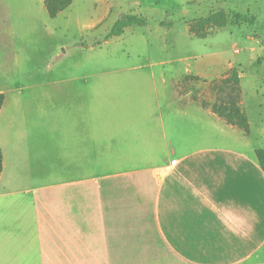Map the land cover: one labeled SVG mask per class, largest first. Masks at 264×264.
Listing matches in <instances>:
<instances>
[{
  "label": "crops",
  "instance_id": "0c3cea01",
  "mask_svg": "<svg viewBox=\"0 0 264 264\" xmlns=\"http://www.w3.org/2000/svg\"><path fill=\"white\" fill-rule=\"evenodd\" d=\"M138 69L136 85L131 76H98L78 113L58 108L43 130L54 139L56 175L45 164L19 168L27 153L0 146V259L264 264L258 145L210 107L179 99L176 77L161 73L159 83ZM14 106L5 99L0 128ZM11 130L15 145L29 133Z\"/></svg>",
  "mask_w": 264,
  "mask_h": 264
},
{
  "label": "rangeland",
  "instance_id": "374dc122",
  "mask_svg": "<svg viewBox=\"0 0 264 264\" xmlns=\"http://www.w3.org/2000/svg\"><path fill=\"white\" fill-rule=\"evenodd\" d=\"M219 12L226 14L223 25L203 22ZM124 15L146 23L108 37ZM135 68L148 80L155 74L159 83L161 73L176 77L179 99L211 109L214 84L237 68L249 133L264 148V0H73L54 18L45 0H0V91L15 104L0 128V146L27 153L19 168L36 171L45 164L56 175L54 139L43 130L56 122L58 108L74 115L76 107L78 113L98 76L105 82L113 75L131 76L138 84ZM89 77L91 84L85 82ZM219 97L237 101L226 85ZM11 129L29 133L15 145L19 136ZM7 258L0 264H9Z\"/></svg>",
  "mask_w": 264,
  "mask_h": 264
},
{
  "label": "trees",
  "instance_id": "16d2710c",
  "mask_svg": "<svg viewBox=\"0 0 264 264\" xmlns=\"http://www.w3.org/2000/svg\"><path fill=\"white\" fill-rule=\"evenodd\" d=\"M73 0H45V6L47 8L50 17H57L63 10L71 6ZM241 18L242 16L239 15ZM226 17L225 12H219L215 15H211L206 18L203 22L210 23L212 20H216L218 25L224 24V19ZM146 19L137 15H124L116 21L112 30L110 31L108 37L119 36L124 33L125 29L130 25H144ZM240 72L237 68L231 69L230 75L223 80L222 84L215 83L213 88L216 92V101L212 105V111L224 118L229 124L239 126L245 133H249V119L247 114L242 110L240 105L242 99V91L240 86ZM226 85L231 91L236 92L237 101L227 100L221 101L219 94L222 92L224 86ZM6 94L0 91V111L5 103ZM257 158L262 168L264 169V148L256 149ZM3 171V150L0 147V176Z\"/></svg>",
  "mask_w": 264,
  "mask_h": 264
},
{
  "label": "built area",
  "instance_id": "2783aa9c",
  "mask_svg": "<svg viewBox=\"0 0 264 264\" xmlns=\"http://www.w3.org/2000/svg\"><path fill=\"white\" fill-rule=\"evenodd\" d=\"M177 160H173V163H176Z\"/></svg>",
  "mask_w": 264,
  "mask_h": 264
}]
</instances>
